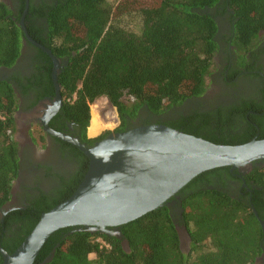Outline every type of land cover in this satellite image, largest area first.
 I'll list each match as a JSON object with an SVG mask.
<instances>
[{"label": "trees", "instance_id": "obj_1", "mask_svg": "<svg viewBox=\"0 0 264 264\" xmlns=\"http://www.w3.org/2000/svg\"><path fill=\"white\" fill-rule=\"evenodd\" d=\"M21 1L14 10L0 0V69L13 67L27 43L36 56L32 72L25 76V88L19 81L18 85L25 93L31 87H48L38 94L42 97L55 91L54 62L26 38L20 26L26 0ZM221 15L232 24V44L243 67L239 73L252 71V59L257 57L254 47L264 32V0H118L115 4L110 0H30L25 23L33 39L68 60L59 74L63 104L58 116L73 122L80 140L92 146L110 133L135 127L127 123L141 109L151 119V114L167 113L206 92L219 49L217 16ZM132 22L137 28H132ZM258 70L262 71L261 65ZM253 73L262 79L259 72ZM15 84L12 77L0 78V207L10 200L20 171L14 139L19 107ZM101 97L117 108L121 125L89 137L91 106ZM237 103L241 106L215 111L216 119L196 113L166 125L219 144L245 143L257 134L263 139L264 100L260 105L246 98ZM147 124L152 123L148 120L143 125ZM72 148L81 162L74 180L55 198L42 196L0 222V245L9 253L22 244L42 213L69 198L82 182L89 159L78 147ZM253 164L244 177L230 166L202 172L177 193L180 215L166 203L118 226L122 237L80 226L61 228L49 237L34 264H41L53 251L46 264H264L260 221L264 220V162ZM228 178L239 186L245 180L244 194L227 189ZM176 218L190 238L189 253L182 248ZM12 220L18 223L13 231ZM100 238L110 246H104ZM3 261L0 253V264Z\"/></svg>", "mask_w": 264, "mask_h": 264}, {"label": "water", "instance_id": "obj_2", "mask_svg": "<svg viewBox=\"0 0 264 264\" xmlns=\"http://www.w3.org/2000/svg\"><path fill=\"white\" fill-rule=\"evenodd\" d=\"M29 6L30 0H26L20 26L26 38L48 53L54 62L52 77L59 110L62 105L59 74L63 64L50 48L29 34L25 23ZM51 116L43 119L45 128L78 147L88 157L89 167L74 193L42 213L13 253L0 245L2 264H34L46 241L61 228L80 226L90 232L122 237L120 230L112 228L169 204V199L202 172L230 166L232 171L238 169L246 174L255 161L264 162V138L241 144H219L159 123L113 132L87 146L79 137L50 129ZM253 211L258 214L254 207ZM260 221L264 229V221ZM54 253L41 264L50 261Z\"/></svg>", "mask_w": 264, "mask_h": 264}, {"label": "flooded vegetation", "instance_id": "obj_3", "mask_svg": "<svg viewBox=\"0 0 264 264\" xmlns=\"http://www.w3.org/2000/svg\"><path fill=\"white\" fill-rule=\"evenodd\" d=\"M9 2L14 10L19 9L22 3L21 0H9ZM217 20L220 26L217 34L219 49L213 60L214 67L217 65V68L213 69L214 71H211L209 76L211 81L217 85L215 91L211 93L206 91L202 96L189 99L183 105L159 116L151 114V119H148V115H150L148 111L141 109L135 119L128 121L127 126L143 125L148 120L152 124L166 125L168 121L187 118L196 113L216 119L215 111L221 107H239L241 104L237 102L244 98L250 101L254 100L259 105L263 103L264 45L254 47L257 57L252 59V66L255 69L239 73V69L243 67L238 65V49L236 45L232 44V24L223 15L217 16ZM251 55L252 52L249 51L247 56L251 57ZM34 56H36L34 48L24 42L22 53L16 64L11 68L0 69V78L12 77L16 83L19 107L15 114L16 130L14 139L18 144L20 157V171L13 185L11 198L5 205L0 207L1 223H4L6 215L10 212L25 210L31 201L42 196L55 198L64 186L74 180L81 166L76 151L72 148L73 144L67 139L48 131L43 125V119L52 115L48 122L50 129L65 136L79 137L73 122L58 116L60 109L57 110L59 98L56 89L51 93L45 90L46 93L42 97H38V94L44 92V89L48 87H31L25 93L18 85L21 82L25 88V76H29L32 72ZM65 61L67 59H61L62 64ZM260 65L262 71L258 70ZM253 72H259L262 79L255 76ZM231 76L234 77L233 80L230 78ZM17 132H19L18 137L16 136ZM258 135L255 138H258ZM246 174L240 172L239 175L244 177ZM214 181L217 182L216 178H214ZM226 187L234 193L244 194L243 188L247 187V184L243 180V183L239 186V182L228 178ZM180 204L181 196L179 195L175 196L168 205L180 215ZM176 221L179 223L178 218H176ZM17 226V221L12 220L9 222L11 231L15 230ZM112 229L119 230L118 227Z\"/></svg>", "mask_w": 264, "mask_h": 264}, {"label": "rangeland", "instance_id": "obj_4", "mask_svg": "<svg viewBox=\"0 0 264 264\" xmlns=\"http://www.w3.org/2000/svg\"><path fill=\"white\" fill-rule=\"evenodd\" d=\"M4 1H6L10 7L12 6L11 3L9 2V0H4ZM110 1L113 4H115L118 0H110ZM126 18H128V19H126V21L129 20V17H126ZM131 25H132L133 29L137 28V25L135 23L132 22ZM262 45H264V32L258 38L256 47H258V46L260 47ZM216 68H217V65H215V67L213 66L212 71H214ZM207 83H208V88L206 90L207 93H211V92L215 91V89L217 88V85L211 81V78H208ZM93 110H95L98 113L101 120L105 123V129L106 130L113 131L121 125V119H120L119 113L117 111V108L114 107L106 97L99 98L91 106V114H92ZM106 130H104V131H106ZM21 132H22V129H21ZM16 136L17 137L19 136V132L16 133ZM177 226H178L179 233L181 236L182 248H183L185 253H189L190 248H191V241H190V238L188 236L187 230L180 222L177 224ZM259 260H262V258Z\"/></svg>", "mask_w": 264, "mask_h": 264}, {"label": "bare ground", "instance_id": "obj_5", "mask_svg": "<svg viewBox=\"0 0 264 264\" xmlns=\"http://www.w3.org/2000/svg\"><path fill=\"white\" fill-rule=\"evenodd\" d=\"M103 127V121L101 120L98 113L93 110L92 112V120L89 126V132L94 135Z\"/></svg>", "mask_w": 264, "mask_h": 264}, {"label": "crops", "instance_id": "obj_6", "mask_svg": "<svg viewBox=\"0 0 264 264\" xmlns=\"http://www.w3.org/2000/svg\"><path fill=\"white\" fill-rule=\"evenodd\" d=\"M92 120V119H91ZM91 124V123H90ZM106 130L105 129V123L103 122V127L94 135H92L90 132H89V128H88V135L89 137H97L99 135H101L103 133V131Z\"/></svg>", "mask_w": 264, "mask_h": 264}, {"label": "built area", "instance_id": "obj_7", "mask_svg": "<svg viewBox=\"0 0 264 264\" xmlns=\"http://www.w3.org/2000/svg\"><path fill=\"white\" fill-rule=\"evenodd\" d=\"M99 241H101V243L104 245V246H106V247H109L110 245L106 242V241H104L103 239H99Z\"/></svg>", "mask_w": 264, "mask_h": 264}]
</instances>
